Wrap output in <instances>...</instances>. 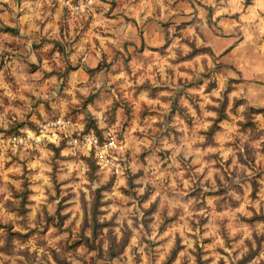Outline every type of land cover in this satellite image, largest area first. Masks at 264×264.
Returning <instances> with one entry per match:
<instances>
[{"label":"rangeland","instance_id":"rangeland-1","mask_svg":"<svg viewBox=\"0 0 264 264\" xmlns=\"http://www.w3.org/2000/svg\"><path fill=\"white\" fill-rule=\"evenodd\" d=\"M208 1L0 0V264H264V100L174 43ZM60 116L123 172L10 139Z\"/></svg>","mask_w":264,"mask_h":264},{"label":"crops","instance_id":"crops-1","mask_svg":"<svg viewBox=\"0 0 264 264\" xmlns=\"http://www.w3.org/2000/svg\"><path fill=\"white\" fill-rule=\"evenodd\" d=\"M187 5L183 2V7ZM208 5L205 18L182 28V37L175 39L183 51L188 46L183 38L188 35L196 45L209 49L194 55L186 65L191 64L196 72L208 67L219 86H231V97L264 100V0H210ZM144 36L148 42V34ZM165 39L160 33V45Z\"/></svg>","mask_w":264,"mask_h":264},{"label":"built area","instance_id":"built-area-1","mask_svg":"<svg viewBox=\"0 0 264 264\" xmlns=\"http://www.w3.org/2000/svg\"><path fill=\"white\" fill-rule=\"evenodd\" d=\"M76 121L71 117L60 116L54 121L45 124L38 132L23 135H12L10 139L14 143L29 144L43 141L60 143L67 139L73 149L88 150L95 153L97 161L102 166H107L116 173L123 172L120 163L116 162L114 152L119 147L117 137L108 133L102 141L94 132L77 129ZM77 132V133H76Z\"/></svg>","mask_w":264,"mask_h":264},{"label":"trees","instance_id":"trees-1","mask_svg":"<svg viewBox=\"0 0 264 264\" xmlns=\"http://www.w3.org/2000/svg\"><path fill=\"white\" fill-rule=\"evenodd\" d=\"M8 30H12L11 28H7ZM92 127H94L95 129H96V131L98 132V133H100L101 131H100V129H98V126H97V124L96 123H94L93 125H88L87 126V130H90ZM53 148L55 149V154H59V151H60V147H55V146H53ZM26 185V184H25ZM25 190L24 191H22V192H20L19 194L17 193V195H16V197L17 198H19L21 201H20V205L23 207V208H25V204L26 203H28V195H29V193H30V189H28V186L26 185L25 186ZM102 189L100 188V189H98L97 190V192H99L100 193V191H101ZM98 193V195H97V200L99 199L98 197L99 196H101V194H99ZM96 200V201H97ZM100 200V199H99ZM99 201L96 203V205L98 206L99 205ZM176 250H177V248L174 250L175 252H176Z\"/></svg>","mask_w":264,"mask_h":264}]
</instances>
